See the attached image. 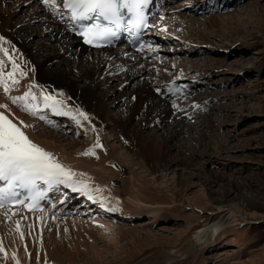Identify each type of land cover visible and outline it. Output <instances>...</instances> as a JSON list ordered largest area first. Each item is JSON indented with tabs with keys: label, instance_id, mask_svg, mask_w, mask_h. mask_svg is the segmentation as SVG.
Masks as SVG:
<instances>
[{
	"label": "bare ground",
	"instance_id": "bare-ground-1",
	"mask_svg": "<svg viewBox=\"0 0 264 264\" xmlns=\"http://www.w3.org/2000/svg\"><path fill=\"white\" fill-rule=\"evenodd\" d=\"M172 1L161 0L164 8L151 21V31L148 34L154 45L152 49L143 52V57L142 54H135L123 47L116 50H90L83 47L79 39L71 36L68 27L55 18V12L61 8L63 0H56L55 7H46L40 0H0V36L5 38L3 47L8 49L13 58L9 60L0 53V59L3 60L0 67L3 73L0 77V105H7V108H0V112L17 123L34 143L51 152L60 163L71 169L75 173L72 180L83 182L75 188L63 184L55 186L57 198L43 212L25 213L20 208L0 211V246L4 249L0 252V264H77L81 258L80 248L95 259L100 256L80 236L85 225L94 222L92 218H116L119 214V218L135 223L149 215L142 221V225L150 228L152 226L148 225H154L163 219L161 212L178 205L175 194H168L165 200L159 199L156 190L150 191L145 186L141 179L143 177L140 178L135 171L128 174L127 168L116 160V157L121 159L116 143L130 150L132 155L126 152L125 156L131 162L138 155L151 171H154L156 164L159 168L166 166L167 169L174 165H192L198 166L204 173L205 162L199 161L197 155L206 154L207 149H233L218 140L211 147L203 129L201 130L204 132L200 131L196 139L194 134L191 136L187 133L183 139L186 141L179 142V137L185 130L184 117H204L205 119L199 120L201 125L208 128L216 124L222 125L224 121L217 111L218 107H210L211 102L192 99L194 97L185 101V92L190 93L202 83L188 78V71L183 66L179 68L182 72L178 74L180 76L169 81L160 72L158 55L170 48V54L175 53L170 42L181 40L177 28L190 32L188 36L191 40L196 37L195 39L204 41L217 38L229 41L247 36L248 45L259 43L264 46V24L251 25L256 31H242L239 27L246 25L244 22L251 16L245 8L218 20L220 15L214 14L220 9L214 6L219 0H200L192 6L193 10L189 13L193 17L208 16L203 20L209 21L210 25H204L200 19H189L186 14L176 13L177 7L169 5ZM225 3L228 6L227 1ZM252 5L253 11L260 12L264 7L260 2ZM171 10L174 14L169 16ZM252 17L254 14L250 18ZM162 39L165 46L159 45ZM213 61L211 59L209 63L212 62L215 69L224 65V62ZM13 64L17 66L15 70ZM129 65L136 67L132 73L124 71ZM9 72L13 73L11 78L8 76ZM121 73L124 76L122 74L119 77ZM13 80L16 82L13 83ZM124 82L128 85L134 82L133 87H124ZM5 87L8 88L7 92ZM174 89L179 90L177 95H174ZM25 92L30 93L25 100L13 102V97H23ZM44 95L53 96L61 102L57 105L58 111L45 106ZM113 107L122 109L120 118L114 116ZM211 110L212 114H207ZM63 112L71 115H63ZM81 112L86 114V118L80 115ZM203 112V115L199 114ZM172 116L183 119L167 125L166 136L147 133V127L153 124L158 125H155L157 129H163V123ZM77 120L79 124L76 123ZM175 141L178 142V147L173 144ZM192 142L201 145L203 150L197 146L196 148ZM97 143L99 147H96ZM172 149L178 150L176 158H168ZM88 150L91 151L85 155ZM217 176L222 182V175ZM242 195L244 207L256 206L247 190L244 189ZM79 199H84L90 205L75 209L74 202ZM93 207L95 210H92ZM208 215L206 223L191 236L197 249L213 248L218 239L227 236L230 226L250 221L240 210L221 205L211 208ZM59 218L73 220L76 235L71 234V238L68 235L56 237L49 232L42 237L39 231L45 221H58ZM185 251L182 248L169 251L170 257L166 262L182 259Z\"/></svg>",
	"mask_w": 264,
	"mask_h": 264
},
{
	"label": "rangeland",
	"instance_id": "rangeland-1",
	"mask_svg": "<svg viewBox=\"0 0 264 264\" xmlns=\"http://www.w3.org/2000/svg\"><path fill=\"white\" fill-rule=\"evenodd\" d=\"M198 1L200 0H173L169 5L177 7L176 13L186 14L189 19L196 18L198 21L200 19L204 25H210L209 21L203 20L208 18L207 15L204 14L207 17H193L189 13ZM224 1H227L228 6L220 0L214 6L220 9L214 14L220 15L218 20H221L222 16L228 17L237 10L245 8L244 10L249 11L251 16L254 14V17L251 19L250 16L244 22L246 25L239 27L242 31H256L253 26L264 24V7L259 12L253 11L252 5L254 2L264 5V0ZM168 14L172 16L174 12L171 10ZM177 30L175 31L181 36V40L170 42L175 53L170 54L172 50L170 48L169 51L158 55L160 72L166 75L168 80H172L182 73L180 67L186 68L187 77L202 84L192 89L190 93H186L187 97H184V100L194 97L192 99L211 102L210 107H218L217 111L224 122L222 125L216 124L208 128L201 125L204 117L178 119L172 116L163 123V129H157L158 125L153 124L147 127L146 131L154 135L166 136L167 125L183 119L185 130L179 137V142L186 141L183 139L186 138L187 133L191 136L194 134L193 137L196 139L204 130L206 141L211 147L218 140L233 149L231 151L207 149L206 154L197 155L199 161L205 162L204 173L198 166L192 165H174L167 169L166 166L159 168L156 164L154 171H151L138 155H135L134 161L131 162L129 157L125 156L126 152L132 155L130 150L116 143L118 155L121 156V159L116 157V160L127 168L128 174L135 171L140 178L143 177L141 179L145 186L150 191L156 190L159 199L165 200L168 194H175L178 205L161 212L164 220L148 225L152 226L150 228H144L142 225V221L149 215L143 216L135 223H128L126 219L119 218V214L116 218H92L94 222H88L84 230L81 229L80 236L88 246H93L100 257L94 259L80 248L81 258L77 264H264V46L259 43L248 45L247 36L229 41L221 38L204 41L195 39L196 37L191 40L188 36L190 32H184L180 28ZM163 42L162 39L159 45L165 46ZM211 59L212 62L213 60L224 62V65L215 69L212 62L209 63ZM135 69V66L129 65L124 71L132 73ZM122 79L123 77L120 80ZM134 82L129 85L124 82L122 85L131 89ZM113 109L114 116L120 118L122 109L114 107ZM212 112L211 110L207 114L210 115ZM199 114L203 115L204 112ZM174 143L178 147V142ZM192 143L195 147L202 148L201 145ZM127 146L130 147L129 144ZM177 154L178 150L172 149L168 158H174ZM218 174L222 175V182L219 181ZM244 189L255 200V207L242 205ZM218 205L240 210L250 218V221L230 226L227 236L218 239L211 249L195 248L191 237L193 232L206 223L208 212ZM59 219L45 221L39 231L42 237L47 236L49 232L56 237L68 235L71 238V234L76 235L77 231L72 226L73 220ZM69 227L71 230L68 229ZM181 248L186 250L185 256L167 263L169 253Z\"/></svg>",
	"mask_w": 264,
	"mask_h": 264
},
{
	"label": "snow or ice",
	"instance_id": "snow-or-ice-1",
	"mask_svg": "<svg viewBox=\"0 0 264 264\" xmlns=\"http://www.w3.org/2000/svg\"><path fill=\"white\" fill-rule=\"evenodd\" d=\"M41 2L46 7L56 6V0H41ZM148 2L149 0H63V8L69 10L74 19L96 17V22L83 26L79 35L86 44H97L110 42L116 36V30L125 22L126 14L129 26H145L146 17L143 9ZM122 10H126V13ZM101 18L107 23H101ZM4 42L5 38L0 36V53L12 60L8 49L3 47ZM2 65L3 60L0 59V67ZM16 67L13 64L14 70ZM2 75L0 71V77ZM12 75V72L8 73L9 78ZM15 82L13 80V83ZM7 91L8 88L5 87V92ZM29 95L30 93L25 92L23 97H13L12 100L15 103L17 100H25ZM32 98L35 100L34 96ZM43 99L45 106L52 107L54 111L59 110L57 105L61 102L53 96L44 95ZM26 107L31 106L26 105ZM0 108H7V105H0ZM62 114L71 115L69 112ZM80 115L86 118L85 113L81 112ZM76 123L79 124V120ZM99 146L97 143L96 147ZM90 151L84 154L87 155ZM74 175L75 173L60 163L51 152L34 143L17 123L4 112H0V181L4 182L0 187V207L8 201L21 202L14 189H26L32 201L27 207H33L43 198L44 193L54 186L63 184L75 188L77 184H83L82 181L72 180ZM38 182H43L47 187L41 188ZM3 251V247L0 246V252Z\"/></svg>",
	"mask_w": 264,
	"mask_h": 264
}]
</instances>
